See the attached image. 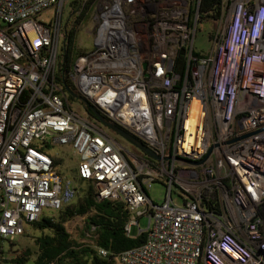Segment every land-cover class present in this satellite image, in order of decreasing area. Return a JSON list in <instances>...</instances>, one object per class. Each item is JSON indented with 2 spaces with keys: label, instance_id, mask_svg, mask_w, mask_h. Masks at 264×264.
Returning <instances> with one entry per match:
<instances>
[{
  "label": "built area",
  "instance_id": "obj_1",
  "mask_svg": "<svg viewBox=\"0 0 264 264\" xmlns=\"http://www.w3.org/2000/svg\"><path fill=\"white\" fill-rule=\"evenodd\" d=\"M68 1L0 0V264L44 210L76 198L45 151L56 146L74 151L98 201L124 205L127 237L134 225L145 234L117 254L96 248L100 257L264 264V0H221L205 19L200 0L93 2L94 47L71 69L76 94L158 159L129 151L65 99L55 68ZM48 10L45 24L37 17ZM201 21L212 24L206 56L193 51ZM156 182L159 204L147 195Z\"/></svg>",
  "mask_w": 264,
  "mask_h": 264
},
{
  "label": "trees",
  "instance_id": "obj_2",
  "mask_svg": "<svg viewBox=\"0 0 264 264\" xmlns=\"http://www.w3.org/2000/svg\"><path fill=\"white\" fill-rule=\"evenodd\" d=\"M94 1H68L70 12L63 26V38L55 68V81L63 91L68 88L77 93L71 80V69L74 60L84 49L76 45L75 36L80 25L90 20ZM220 3L221 0H200V18L205 19L211 16L210 14L215 17ZM177 62H182L181 53L178 54ZM65 99L69 104L71 101H78L69 94L65 95ZM86 111L88 112L87 109ZM88 116L89 120L96 122L89 112ZM52 159L56 166L61 163L55 156H52ZM71 180L76 189L75 200L58 210L55 217L41 216L32 223L31 226L38 230V235L33 237L36 248L34 253L29 248L21 249L19 255L9 260L11 264H25L32 254L35 256L34 264H115L111 255L102 258L97 255L95 249L102 248L110 254H117L143 244L144 233L132 238L125 235L124 224L129 218V213L121 202L98 201L92 182L79 178L77 170ZM77 217L85 219L84 231L88 237L86 243L72 240L66 230L65 224ZM24 234H28L27 230Z\"/></svg>",
  "mask_w": 264,
  "mask_h": 264
},
{
  "label": "rangeland",
  "instance_id": "obj_3",
  "mask_svg": "<svg viewBox=\"0 0 264 264\" xmlns=\"http://www.w3.org/2000/svg\"><path fill=\"white\" fill-rule=\"evenodd\" d=\"M70 12V6L68 3H65L62 8V15H61V27L64 26L68 14ZM54 13L52 10H48L46 12L41 13L38 15V19L42 21L45 24H49L50 21H54ZM212 30V24L208 21H201L197 25V31L196 35L193 41V51L194 53L200 55V56H206L208 55L210 48H211V41L209 39L208 34ZM93 32H94V25L89 20L84 23H82L79 27V29L76 32L75 36V43L80 48H86V49H92L93 46ZM61 40V39H60ZM59 44L58 46L60 45ZM70 107L76 111L77 113H82V108L84 106L79 103L78 101H71ZM110 136L112 135L115 137V139L121 143H125L126 149H129V151L138 153L137 150L133 151V148L124 140H120L119 137H116L117 134L110 133ZM127 143V144H126ZM48 155L57 157L61 163L57 166L58 174L62 177H67L69 179H73L75 175V171L77 170L78 166V157L74 153V151L69 146H56V147H50L48 148ZM145 155V154H142ZM84 187V185H83ZM164 186L161 183H153L150 187V189L147 191V195L149 199L155 203H161L164 200ZM172 199L174 203L180 204V200L178 198V195L174 192L172 194ZM43 214L45 216H56V212L50 211V210H44ZM85 219L84 217H77L65 224L66 230L68 234L70 235V238L72 240H75L80 243H86V239L88 237L86 236L85 229ZM139 227L144 230L146 227V219L141 218L139 219ZM27 235L23 234L22 236L18 237L14 243L13 248L18 249V255L20 254L21 249L29 248L32 253L35 251V245L33 243V237L38 235V230H35L32 226H26ZM138 233V226L134 225L132 227V235L136 236ZM7 244H4V248H6ZM34 254H32L29 259L26 261L25 264H34Z\"/></svg>",
  "mask_w": 264,
  "mask_h": 264
},
{
  "label": "water",
  "instance_id": "obj_4",
  "mask_svg": "<svg viewBox=\"0 0 264 264\" xmlns=\"http://www.w3.org/2000/svg\"><path fill=\"white\" fill-rule=\"evenodd\" d=\"M65 92L72 96V98L78 100L83 104V106L91 113V115L94 117L95 121L102 126L106 127L107 129L113 131L115 134L120 136L122 139L127 141L129 144H131L133 147H135L137 150L143 152L148 157H151L153 159H158L157 156L149 149L147 148L143 143H141L139 140L131 136L129 133H127L122 128L118 127L117 125H114L113 123L109 122L92 104H90L88 101L83 99L80 95L73 93L68 88L65 90Z\"/></svg>",
  "mask_w": 264,
  "mask_h": 264
},
{
  "label": "flooded vegetation",
  "instance_id": "obj_5",
  "mask_svg": "<svg viewBox=\"0 0 264 264\" xmlns=\"http://www.w3.org/2000/svg\"><path fill=\"white\" fill-rule=\"evenodd\" d=\"M89 112V111H88ZM88 112L86 111V109L85 108H82V115H85L86 117H88V118H90L89 116H88ZM90 113V112H89ZM91 114V113H90ZM94 123H96V126L101 130V131H103L104 133H106V134H108V135H110L109 134V132L110 133H113V131H111V130H109V129H107L106 127H104V126H102L101 124H99V123H97V122H94ZM112 136V135H111ZM113 137V136H112ZM116 137H119L120 138V140H124V139H122L120 136H118V135H116ZM113 138H115V137H113ZM125 141V140H124ZM119 142V141H118ZM127 142V141H126ZM123 147H126V145H125V143H121V142H119ZM128 143V142H127ZM126 143V144H127ZM129 144V143H128ZM133 149H135V147H133L131 144H129ZM127 148V147H126Z\"/></svg>",
  "mask_w": 264,
  "mask_h": 264
}]
</instances>
